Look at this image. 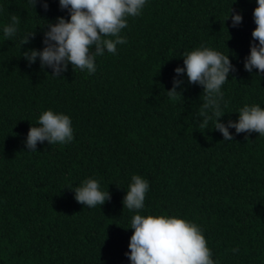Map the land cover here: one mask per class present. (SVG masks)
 <instances>
[{"label": "trees", "instance_id": "obj_1", "mask_svg": "<svg viewBox=\"0 0 264 264\" xmlns=\"http://www.w3.org/2000/svg\"><path fill=\"white\" fill-rule=\"evenodd\" d=\"M234 2L147 0L121 31L127 43L97 57L95 74L69 66L53 78L38 60L28 66L22 51L42 48L45 22L67 13L58 0L46 12L0 0V264H130L135 214L196 223L218 264H264V137L229 129L234 139L224 141L212 122L199 128L202 88L186 77L183 100L166 94L182 54L204 45L230 54L237 69L222 88V121H236L244 104L264 108V76L243 69L256 3ZM230 8L243 17L237 28L225 21ZM11 14L19 33L6 40ZM32 32L21 48L19 38ZM45 110L68 115L74 139L27 152L28 129ZM132 175L149 182L139 213L122 206ZM87 178L99 179L111 200L78 204L72 189Z\"/></svg>", "mask_w": 264, "mask_h": 264}, {"label": "clouds", "instance_id": "obj_2", "mask_svg": "<svg viewBox=\"0 0 264 264\" xmlns=\"http://www.w3.org/2000/svg\"><path fill=\"white\" fill-rule=\"evenodd\" d=\"M28 3L33 10L39 4L48 11V0H28ZM255 3L252 19L256 27L251 32L243 69L248 73L255 69L260 78L264 76V0H255ZM146 4L147 0H58L59 9L67 13V18L61 16L56 17L55 22H45L42 48L22 51L21 57L28 66L38 60L40 68L50 69L53 78L62 77L69 66L72 71L78 69L89 75L95 74L97 57L104 56L105 52L115 55L117 46L127 43L120 35L121 31L128 27L129 18L142 14ZM229 18L232 28H237L243 20L240 12L232 8L225 21ZM19 24L20 17L11 14L10 21L3 26L6 40L18 36ZM35 35L32 32L20 37L19 46L29 44ZM229 55L204 45L185 51L183 66L173 70L172 87L166 91L167 97L172 102L183 100L181 86L184 80L181 77H186L189 85L202 88L199 128L207 129L212 122V130L219 132L224 141L234 139L229 129H235L236 134L255 132L264 137V108L258 104H244L238 109L236 121L229 119L225 123L221 119L225 116L223 108L228 104L222 88L230 74L237 71ZM73 139L71 118L45 110L39 115L37 126L29 127L24 145L27 152H37L38 143L66 145ZM148 191L149 182L139 175H132L122 199L123 208L139 213L145 207ZM72 192L75 201L89 209L111 200L110 193L102 190L100 180L95 178L83 180ZM130 229L132 235L125 253L130 264H218L212 258L202 228L194 222L163 214H135L131 217Z\"/></svg>", "mask_w": 264, "mask_h": 264}]
</instances>
